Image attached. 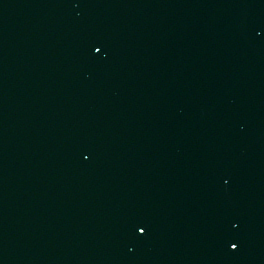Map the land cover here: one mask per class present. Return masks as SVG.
<instances>
[{
	"label": "water",
	"instance_id": "obj_1",
	"mask_svg": "<svg viewBox=\"0 0 264 264\" xmlns=\"http://www.w3.org/2000/svg\"><path fill=\"white\" fill-rule=\"evenodd\" d=\"M143 264H264V0H84Z\"/></svg>",
	"mask_w": 264,
	"mask_h": 264
}]
</instances>
